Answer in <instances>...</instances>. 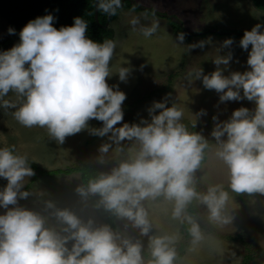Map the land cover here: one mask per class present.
<instances>
[{"label": "clouds", "instance_id": "9594fccd", "mask_svg": "<svg viewBox=\"0 0 264 264\" xmlns=\"http://www.w3.org/2000/svg\"><path fill=\"white\" fill-rule=\"evenodd\" d=\"M122 7V0H96L97 11L107 16H116ZM54 19L46 14L29 20L19 31V42L0 51V107L13 109V118L24 128L45 129L58 145L83 131L102 140L106 137L95 159L102 165L110 159L116 163L86 185H78L77 194L85 201L98 197L96 207L131 222L141 236L148 237L149 264H174L178 237L150 235L153 225L145 202L161 198L171 202L172 218L189 226L194 244L203 234L188 212L193 201L206 207L210 222L229 223L231 218L224 215L229 199L225 186L212 184L204 192L196 188V174L210 143L200 132L190 130L197 127L196 121L185 123L184 110L170 94L152 102L147 118L125 122L126 93L119 85H109L108 78L118 73L119 80L127 82L131 69L111 70L113 37L103 42L90 39L82 17L59 29ZM129 23L133 30L139 26L145 37L159 29L158 22L145 26L135 16ZM8 32L16 34L12 27ZM184 39V33H179L177 40L183 43ZM235 43L232 37L220 43L212 72L193 68L186 79L189 84L199 80L204 89L214 90L219 104L246 100L254 105L235 108L224 120L213 115L211 137L215 156L228 171V189L264 195V24L245 30L239 40V47L248 52L244 71L230 70ZM207 44L202 40L188 50ZM10 94L14 100L6 99ZM206 115L204 109L196 114L197 118ZM93 120L101 126H92ZM110 152L115 155L110 157ZM34 175L27 155L18 153L14 145L0 146V178L6 180L0 187V209L4 210L0 213V264H144L141 242L118 235L108 223L84 220L51 200L45 202L44 211L22 205L20 201L30 196L25 181Z\"/></svg>", "mask_w": 264, "mask_h": 264}, {"label": "rangeland", "instance_id": "374dc122", "mask_svg": "<svg viewBox=\"0 0 264 264\" xmlns=\"http://www.w3.org/2000/svg\"><path fill=\"white\" fill-rule=\"evenodd\" d=\"M132 1L166 16H176L184 29L193 34L180 43L174 34L175 26L166 16L154 13L150 15L144 9H119L117 17L109 22L113 29V40L116 42L111 70L115 72L123 66L130 68L131 72L127 82H121L118 73H113L108 78V83L119 85L126 93L127 99L122 106L125 122H139L141 117L147 118V108L152 102L169 94L177 106L184 110L185 123L190 125L192 121H196L197 127H190V130L197 132L203 126H214L213 115L224 120L235 108L254 107L246 100L219 104V94L214 90L204 89L199 80L189 84L186 77L193 68H202L205 73L212 72L215 69L212 59L220 54L219 45L228 37L236 41L231 49L233 61L230 70H246L248 52L239 47V40L243 35L230 32H243L251 30L257 23L264 24L263 10L255 7L251 0ZM134 16L139 17L141 24L145 26L158 22V31L145 37L139 31V26L137 30H133L129 20ZM9 27L11 26L0 17V42L7 40L0 47V51L7 50L19 42V31L22 28L16 31L15 35H9ZM209 28L227 31L228 34H198ZM202 40L208 41L205 48L188 50L191 45ZM6 99L14 100L15 97L10 94ZM126 105H129L128 109H125ZM201 109L206 110L207 115L197 118L196 114ZM12 112L11 108L0 107V146L14 145L17 152L27 155L29 162L37 169L67 168L86 162L95 164L106 172L116 163V159H110L108 164L102 165L95 159L99 154L98 147L102 142H106V137L102 140L83 131L67 137L63 145H58L48 138L45 129H28L19 125ZM90 124L101 126L100 122L95 120L90 121ZM215 151L216 145L213 144L207 151V159L201 170L196 174V188L197 191L204 192L209 185H224L229 191L224 215L231 218L230 222L224 225L210 222L206 207L196 201L195 219L201 226L203 239L194 244L190 235H184L182 223L172 218V203L161 198L145 202L153 225L150 235L178 237L174 245L177 253L174 264H241L245 253L251 254L253 260L259 264H264V195L241 194L242 197H239L231 192L228 189L227 168L216 158ZM114 155L109 153L110 157ZM34 171L35 175L25 181V190L29 191L30 196L27 200L20 201L22 205L44 211L45 202L51 200L58 208L68 207L84 220L92 218L97 224H103L94 213L89 200H81L76 192L77 186L82 184L78 172L43 175L36 169ZM5 184L6 180L0 178V187ZM3 211L0 209V213ZM113 229L122 237L139 240L142 244L144 264H149L152 257L143 254V250L151 252L148 237L141 236L139 230L124 219L116 218ZM248 245L249 251H245Z\"/></svg>", "mask_w": 264, "mask_h": 264}, {"label": "trees", "instance_id": "16d2710c", "mask_svg": "<svg viewBox=\"0 0 264 264\" xmlns=\"http://www.w3.org/2000/svg\"><path fill=\"white\" fill-rule=\"evenodd\" d=\"M255 7L264 11V0H251ZM123 7L132 8L135 10H141L140 6H137L135 3L130 0H122ZM95 9V0H0V17L3 18L12 28L16 31L21 29L29 20L35 19L38 16H43L46 14H51L54 16L53 25L58 29L61 26H70L74 22L75 17H82L88 23L87 36L90 39H93L97 42H103L104 39H111L113 37V29L109 26V22L114 20L116 16H107L106 14L98 11V20H95L94 17ZM145 12L148 14L154 13L151 8H144ZM171 24L175 26V31L180 32L178 23L172 22ZM187 39V36H185ZM7 42H0V47ZM135 103V102H134ZM129 105L125 106V109H128ZM211 125L203 126L200 129V133L208 139L210 146L215 144L214 140L211 137ZM207 151L205 153V160L207 159ZM203 162V163H204ZM33 169H36L40 174H59L65 173L70 174L72 172H78L82 184L87 183V181L98 175L100 172H103V169L95 164L90 163H79L76 166L67 167V168H57L53 170H41L37 169L34 164L29 162ZM239 197H242L241 194H238ZM98 197L89 198V203L94 210V213L99 217L103 223H108L115 227V219L111 213L106 212L102 207H96V200ZM196 201L189 206L188 212L192 214L195 218L196 214ZM189 226L184 223L182 224V229L184 235L188 237ZM232 239V238H231ZM245 251H249V245L245 248ZM183 252H181L182 254ZM264 253V250L262 251ZM145 256H151V252L144 251ZM251 254H244L241 264H259L256 260H253ZM249 262V263H248Z\"/></svg>", "mask_w": 264, "mask_h": 264}, {"label": "water", "instance_id": "95a60500", "mask_svg": "<svg viewBox=\"0 0 264 264\" xmlns=\"http://www.w3.org/2000/svg\"><path fill=\"white\" fill-rule=\"evenodd\" d=\"M130 1L133 2L132 0H130ZM94 17H95V20H98V11H97V8H96V0H95ZM171 18H172L173 21H175L176 23H178L179 25H181V21L179 19H177L176 17H173V16ZM211 31L212 32L219 33V34H225V33H227V31L218 30V29H215V28H212ZM182 32L184 33L185 36H189L191 34V33L187 32V31H185V29L183 27H182ZM201 33H203V32H201ZM230 33L242 34L243 35L244 31L243 32H230Z\"/></svg>", "mask_w": 264, "mask_h": 264}, {"label": "flooded vegetation", "instance_id": "af4514ba", "mask_svg": "<svg viewBox=\"0 0 264 264\" xmlns=\"http://www.w3.org/2000/svg\"><path fill=\"white\" fill-rule=\"evenodd\" d=\"M134 3H135V2H134ZM127 9H128V8H127ZM154 14L159 15V16H163V17L166 16V15L163 14L162 12H157V11H154ZM166 17H167L168 19H170L172 22H175V21L172 20V18H171L170 16H166ZM175 17H176V16H175ZM176 18H177V17H176ZM177 19H179V18H177ZM179 20H180V19H179ZM175 23H176V22H175ZM178 25H179V24H178ZM182 27H183V24H182V22H181V25H179L180 32H177V31L174 32V34L176 35V38H177V36H178L179 33H183V32H182ZM183 28H184V27H183ZM211 29H212V28L206 29L205 31H203V33L200 32V33H198V34L201 35V34H204V33L206 34V33H209V32H210V33H216V32H212ZM215 29H217V28H215ZM185 31H186V30H185ZM189 33H190V32H189ZM192 34H193V33L191 32V34H190L189 36H187V37H190ZM195 34H197V33H195ZM217 34H219V33H217ZM225 34H226V33H225ZM227 34H228V33H227ZM170 35H171V34H170ZM185 40H186V39H185Z\"/></svg>", "mask_w": 264, "mask_h": 264}]
</instances>
